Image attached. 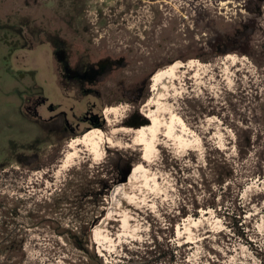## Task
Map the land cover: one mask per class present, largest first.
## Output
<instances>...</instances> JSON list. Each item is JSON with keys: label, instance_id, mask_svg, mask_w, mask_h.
Listing matches in <instances>:
<instances>
[{"label": "rangeland", "instance_id": "obj_1", "mask_svg": "<svg viewBox=\"0 0 264 264\" xmlns=\"http://www.w3.org/2000/svg\"><path fill=\"white\" fill-rule=\"evenodd\" d=\"M23 16L73 54L125 58L96 100L103 124L86 126L87 99L73 102L56 88L43 35L24 45L9 27ZM188 60L198 66L175 72L180 92L159 100L168 106L165 127L145 155L142 123L122 121L135 112L148 123L152 76ZM145 75L138 101L133 89ZM33 86L48 102L22 106ZM50 117L65 123L63 141L45 138ZM172 121L185 136L167 135ZM92 131L112 140H103V156L78 145L60 169L69 143ZM247 139L253 145L241 158L237 145ZM52 150L58 160L45 173ZM218 150L236 171L229 188L210 181L208 192L207 155ZM128 167L137 177L121 181ZM243 168L264 174V0H0V264H264V176ZM118 186L126 204L113 201ZM236 192L245 211L235 229L222 212L203 209L214 202L233 214Z\"/></svg>", "mask_w": 264, "mask_h": 264}, {"label": "flooded vegetation", "instance_id": "obj_2", "mask_svg": "<svg viewBox=\"0 0 264 264\" xmlns=\"http://www.w3.org/2000/svg\"><path fill=\"white\" fill-rule=\"evenodd\" d=\"M23 18L16 19V22L11 23L9 27L17 33L19 39L24 45H27L28 42L31 41L30 39L37 40V37L43 35L44 40L50 45L52 68L54 69L53 80L56 88L62 94L66 93V97L73 102L80 103L83 99H87L85 102V111L80 116L87 121L86 126L103 124L101 112L95 111L96 108H100L97 105L96 100L101 99L102 89L107 82H110L109 76L121 66L126 65L125 58L114 57L110 54L95 58L89 52L84 51L81 53L79 52L78 54H73L65 40L60 38L57 33L50 32V30L45 28L44 25H31L30 17L23 16ZM147 85L148 76L145 75L140 78L138 84L133 89L135 100L140 101L144 97L147 92ZM33 87L35 91L29 92V96L27 95L26 102L22 103V106L25 105L30 107L31 105H35L38 107L39 105H44L48 102V98L44 94V88L42 86ZM122 90L127 93L126 87H122ZM128 91H131V89ZM39 98L41 99L39 100ZM89 98H93V100L90 102ZM49 105L52 104L50 103ZM140 119L141 116L139 114L132 112L131 114L126 115L125 120L122 122L133 126L135 123L141 121ZM46 122L47 129L45 138L52 137L55 138L56 141H63L66 137L63 132L65 123L55 117L47 118ZM56 160H58V152L56 150L47 153V157L43 164L50 167L47 168L45 173H47L48 170H52L53 162ZM40 165L42 164H34L32 168L39 167ZM92 196L93 194L89 192V197ZM70 235L79 237L74 233H71Z\"/></svg>", "mask_w": 264, "mask_h": 264}, {"label": "bare ground", "instance_id": "obj_3", "mask_svg": "<svg viewBox=\"0 0 264 264\" xmlns=\"http://www.w3.org/2000/svg\"><path fill=\"white\" fill-rule=\"evenodd\" d=\"M227 58H229L233 61L235 60V57H233L232 55H227ZM197 66H198V63L195 60H188L186 63L174 62L171 65L167 66L166 68H164L160 71L158 70L152 76L153 90L156 92V95L154 94L153 97H151L148 100V102L145 104V106H147V107L152 106L153 109H151L152 111L149 114H146L148 119H149L148 123L140 125V126H142L141 131L143 132V138H142L140 143H142L146 148L145 155L149 154V151L151 150L152 145H153V140H155V138L157 137V134L162 131L161 129L165 124L164 117H163L162 113L167 111L168 106H166V103H162L159 100H165V98H167V97L175 98L178 95L180 85L178 83V85H179L178 86L176 83L177 77L175 76L176 75L175 72L182 67L186 68L190 71V70H193L194 68H196ZM182 71H184V70H182ZM179 82H181V81H179ZM113 110H114L113 108H110L109 110H107L105 112V115H108L109 113L113 112ZM171 125L172 126L170 127V130H167V135H171V128H172V132H174V134L180 135V137L185 136L183 133L184 128L180 124L176 123L175 121H172ZM181 133H183V134H181ZM103 140L108 144H112L111 138L107 135H106V137H104V134L102 132H99V131H92L88 135H86L85 137L76 138V139L72 140L69 143L68 147L73 148V151L70 152L68 154L69 156H67L63 160V162L59 168L63 169L65 167L69 166V164L72 162L71 158L76 155L75 148L78 145L86 146L91 152H93L96 155L97 158H100L101 156H103L102 154H103L104 149H102V145H101L103 143ZM135 175H136V172L131 174L129 176V179L134 177ZM136 177H134V178H136ZM120 189L121 188L118 186L116 188V190L114 191L113 201H117L120 204H126L127 203V201L125 200L126 195H124ZM127 195H128V193H127ZM95 235L97 237L98 233L95 232Z\"/></svg>", "mask_w": 264, "mask_h": 264}, {"label": "trees", "instance_id": "obj_4", "mask_svg": "<svg viewBox=\"0 0 264 264\" xmlns=\"http://www.w3.org/2000/svg\"><path fill=\"white\" fill-rule=\"evenodd\" d=\"M252 145L253 144H252L251 140H249V139L245 140L244 142L243 141L238 142L237 146L239 148V152L242 153V156H240L241 158H246L249 155L251 148H252ZM216 153H218V154L214 155L212 153H208V155H207L208 165H209V169H210V172H209L210 178H206L204 176L202 184L205 186V188L208 192H210V190H211L210 181H215L220 187L229 188L228 184H229L230 180H232V177L234 176V172L236 171V167H235L234 163L231 161H228V159L225 157L223 152H219V150H218V151H216ZM259 165L260 164L258 163L257 164L258 169H261V167H259ZM243 170L245 171L244 173L247 172L248 174H250V177L264 176V174L257 172V170L255 171L253 169H246V168H243ZM108 179H111V178H108ZM102 181H105V180L98 178L97 180L94 181V184H97V186H96L97 188L100 187L99 185H101ZM225 183L227 184L226 186L224 185ZM236 187H237V189H240L241 184H236ZM212 193L213 192H211L210 195L213 196ZM237 194L238 193L236 192V197H235V199L231 205V207H232L231 211L233 212V214H231L227 210L226 207L217 206L214 202L203 205V209L211 208L214 211L218 212L219 214L222 212L223 217L233 219V225L232 226H234V229H235V227L238 226L239 218H241L240 211L241 212L245 211V208H242V205L236 199V198H238ZM235 232L237 234H239L240 236H243V233H244L242 231H235ZM71 237L74 238L73 235H71ZM74 243L76 244V246L79 249H81L85 253H87L85 248H83L79 242L75 241ZM173 251H174V249L171 248V257L173 255Z\"/></svg>", "mask_w": 264, "mask_h": 264}, {"label": "water", "instance_id": "obj_5", "mask_svg": "<svg viewBox=\"0 0 264 264\" xmlns=\"http://www.w3.org/2000/svg\"><path fill=\"white\" fill-rule=\"evenodd\" d=\"M93 73H94V72H93ZM95 73H96V72H95ZM140 123H142V124H146V123H147V120L142 119L141 121L135 123V125H138V124H140ZM135 125H134V126H135ZM129 172H130V167H128L127 170H125V172H124V174H123V176H122V178H121V181H124V180L126 179V177L128 176Z\"/></svg>", "mask_w": 264, "mask_h": 264}]
</instances>
